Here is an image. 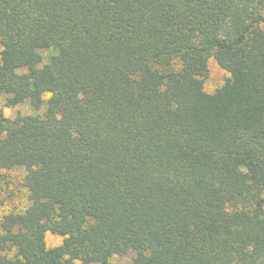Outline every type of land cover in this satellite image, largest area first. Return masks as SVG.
<instances>
[{
    "label": "trees",
    "instance_id": "obj_1",
    "mask_svg": "<svg viewBox=\"0 0 264 264\" xmlns=\"http://www.w3.org/2000/svg\"><path fill=\"white\" fill-rule=\"evenodd\" d=\"M0 47L7 105L45 107L0 112L30 202L0 264H264V0H0Z\"/></svg>",
    "mask_w": 264,
    "mask_h": 264
},
{
    "label": "rangeland",
    "instance_id": "obj_2",
    "mask_svg": "<svg viewBox=\"0 0 264 264\" xmlns=\"http://www.w3.org/2000/svg\"><path fill=\"white\" fill-rule=\"evenodd\" d=\"M1 52V47H0ZM57 53L56 48H50L42 50L43 62L41 67L47 64L51 57ZM230 77V74L221 68L214 60H211L209 66V74L206 79L205 89L209 93L215 92L218 88L223 86L225 81ZM50 96L47 95L46 99ZM45 107L41 110L34 109L29 102L22 104L8 106L7 98L5 95H0V112L6 117L14 118L18 114L34 115L43 114ZM7 113V114H6ZM27 174V170L24 167H20L13 170H5L0 177V218L9 212H20L26 209L30 202L28 198V192L24 187V179ZM63 241L62 237L48 234L46 237L47 246L49 248L60 245ZM137 253L130 251L126 255H115L109 261V264H136Z\"/></svg>",
    "mask_w": 264,
    "mask_h": 264
},
{
    "label": "clouds",
    "instance_id": "obj_3",
    "mask_svg": "<svg viewBox=\"0 0 264 264\" xmlns=\"http://www.w3.org/2000/svg\"><path fill=\"white\" fill-rule=\"evenodd\" d=\"M7 114V113H6Z\"/></svg>",
    "mask_w": 264,
    "mask_h": 264
}]
</instances>
